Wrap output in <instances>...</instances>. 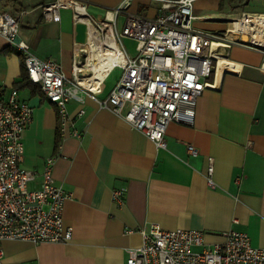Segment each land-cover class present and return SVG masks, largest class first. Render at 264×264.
Wrapping results in <instances>:
<instances>
[{"label":"crops","instance_id":"crops-1","mask_svg":"<svg viewBox=\"0 0 264 264\" xmlns=\"http://www.w3.org/2000/svg\"><path fill=\"white\" fill-rule=\"evenodd\" d=\"M53 1L0 0V14L18 21L16 42H24L41 60L55 61L69 75L73 48L86 41L85 26L73 24L68 9L60 10L59 22L45 21L41 7ZM80 1L87 4L93 23L112 18L123 2ZM251 1L261 6L249 14L264 15V0ZM214 3L218 11L234 12L225 10L222 0ZM129 12L146 17L160 13L148 0H134ZM195 16L194 29L206 33H225L230 21L239 19ZM23 76L22 51L0 36V100L7 101L16 89L19 99L34 109L22 136L20 167L36 174L27 187H41L45 161L55 157L51 179L69 195L62 217L73 234L66 243L2 241L0 264H125L127 250L142 244L139 229L149 224L164 231H199L205 247L238 231L248 235L253 247L264 249V52L232 44L217 63L215 88L197 100L193 125L169 123L164 149L99 106L97 101L111 91L105 85L109 74L101 93L79 92L68 102L69 119L60 136L57 107L38 86L23 84ZM72 129L81 137L70 136ZM187 145L198 154L189 155ZM115 189L125 190L122 204L112 200Z\"/></svg>","mask_w":264,"mask_h":264},{"label":"built area","instance_id":"built-area-1","mask_svg":"<svg viewBox=\"0 0 264 264\" xmlns=\"http://www.w3.org/2000/svg\"><path fill=\"white\" fill-rule=\"evenodd\" d=\"M133 1L123 0L112 18L99 23L91 21L84 1L54 0L41 7L47 22H59L60 10L68 9L73 24L85 26L86 41L73 48L69 75L55 61L41 60L29 52L24 42H16L18 21L6 12L0 14V36L22 51L29 82L38 86L44 97L57 107L61 135L69 119L68 102L78 98L79 92L92 96L101 93L105 78L119 68V80L104 99L97 101L99 106L142 133L156 148L164 149L169 123L192 126L198 98L206 89L215 88L218 56L226 57L232 44L264 52V41H253L250 32L227 28L225 33H206L194 29L195 0H148L158 5L160 13L154 17L130 13ZM252 19L264 21V15L246 14L237 20ZM90 28L99 41L110 34L123 57L122 62L114 63L108 70L97 92L79 83L92 75L86 67ZM124 39L135 42L133 54L125 50ZM33 112L31 106L19 99L16 89L10 92L7 101L0 100V242L66 243L73 234L72 227L65 225L62 217L69 195L51 179L55 157L46 159L43 182L37 190L27 187L35 172L20 167L24 151L22 136ZM82 115L83 111L77 114ZM69 134L81 137L76 129ZM187 152L192 156L198 154L190 145ZM212 171L209 160L208 176ZM208 182L211 184L209 178ZM124 197V189L113 190L114 202L122 204ZM139 233L142 244L127 250L125 264H264V249L253 247L248 235L238 231L225 233L223 241L211 247L204 246L203 233L195 230L164 231L149 224L139 229ZM2 255L0 249V259Z\"/></svg>","mask_w":264,"mask_h":264},{"label":"bare ground","instance_id":"bare-ground-1","mask_svg":"<svg viewBox=\"0 0 264 264\" xmlns=\"http://www.w3.org/2000/svg\"><path fill=\"white\" fill-rule=\"evenodd\" d=\"M111 17V15L109 16ZM238 31L243 33H251L253 41H264V21L251 20H237ZM88 45L89 50L86 59V67L92 71V75H89L87 79H80L79 83L97 92L102 87L103 80L114 63L122 62V53L119 51L113 38L109 34L104 41H99L94 37L92 29L88 32ZM218 61L224 59L223 56L217 57Z\"/></svg>","mask_w":264,"mask_h":264},{"label":"rangeland","instance_id":"rangeland-1","mask_svg":"<svg viewBox=\"0 0 264 264\" xmlns=\"http://www.w3.org/2000/svg\"><path fill=\"white\" fill-rule=\"evenodd\" d=\"M224 3V9L227 11H231L233 13H224L221 11H218L215 7L214 0H196L193 4V14L198 15V14H203V15H211L215 17H220V18H242L243 15L249 14L248 11H254L258 12L260 10V2H249L248 0H222ZM227 1V2H226ZM245 3H248L247 5ZM151 5L156 6L157 4H152ZM158 6V5H157ZM142 12V9L140 8V13ZM251 14V13H250ZM232 25H229V28H232L234 31H238V23L237 19H233V21H230ZM122 23V17L120 16L119 18V26H121ZM227 24L224 23L223 27H226ZM80 30V29H79ZM123 46L127 53L133 54L134 53V48H135V42L124 39L123 40ZM70 74V73H69ZM121 76V69L115 68L113 69L110 73L109 76L106 80V87L107 91L112 89L115 83L119 80ZM211 80V79H209ZM29 190H32V188L29 186ZM196 250V249H195ZM197 251V250H196Z\"/></svg>","mask_w":264,"mask_h":264},{"label":"trees","instance_id":"trees-1","mask_svg":"<svg viewBox=\"0 0 264 264\" xmlns=\"http://www.w3.org/2000/svg\"><path fill=\"white\" fill-rule=\"evenodd\" d=\"M23 66H24V63H23ZM24 69H25V67H24ZM22 83L23 84H31L29 82V80H28L26 70H25V76H23V79H22ZM57 118H58V133H59V136H60V126H59L60 117H59L58 111H57ZM58 142H59V139H58Z\"/></svg>","mask_w":264,"mask_h":264}]
</instances>
